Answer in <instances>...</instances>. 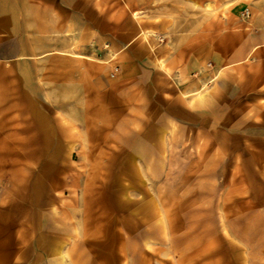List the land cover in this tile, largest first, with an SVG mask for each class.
<instances>
[{
    "label": "rangeland",
    "instance_id": "rangeland-1",
    "mask_svg": "<svg viewBox=\"0 0 264 264\" xmlns=\"http://www.w3.org/2000/svg\"><path fill=\"white\" fill-rule=\"evenodd\" d=\"M118 2L131 12V36L139 22L154 30L151 38L173 55L172 69L165 75L142 57L139 64L158 69L119 81L123 98L108 99L112 112L77 129L79 169L69 185L97 188L76 193L95 208L83 209L79 234L74 215L63 221L68 235L60 254L30 251L24 258L29 264H264V102L256 101L264 96L254 94L253 127L251 114L238 111L248 98L225 71L218 79L225 63L246 54L255 29L264 31V0ZM143 38L135 43L138 54L147 45ZM256 58L254 72H264L262 50ZM97 59H105L102 52ZM198 91L218 104L193 127L167 100ZM173 115L178 123L170 122ZM8 233L0 229V264L10 258Z\"/></svg>",
    "mask_w": 264,
    "mask_h": 264
},
{
    "label": "crops",
    "instance_id": "crops-1",
    "mask_svg": "<svg viewBox=\"0 0 264 264\" xmlns=\"http://www.w3.org/2000/svg\"><path fill=\"white\" fill-rule=\"evenodd\" d=\"M51 2L0 0V229L9 231L4 239L10 250L4 264L17 263L30 251L32 256L36 251L43 256L60 254L68 235L63 221L69 216L74 215L79 234L83 209L95 208V201L88 204L86 196L76 193L97 188L77 190L69 185L79 169L73 157L77 129L91 127L99 112H112L108 99L123 98L117 92L119 81L143 79L158 69L152 63L139 64L142 57L157 63L165 75L172 69L173 55L151 38L154 30L139 22V31L131 36V12L125 3L122 7L116 0ZM259 28L246 54L230 59L218 73V79L223 71L229 74L248 98L246 108L238 111L251 114L253 127L254 94L264 96V72H254V63L259 62L255 53H264V31ZM140 36L147 42L142 54L135 48ZM99 52L105 59H97ZM261 62L264 67V59ZM202 91L181 97L175 93L167 100L193 127L218 104ZM169 119L179 121L177 115ZM250 141L254 154V136ZM25 258L21 263L29 264Z\"/></svg>",
    "mask_w": 264,
    "mask_h": 264
}]
</instances>
